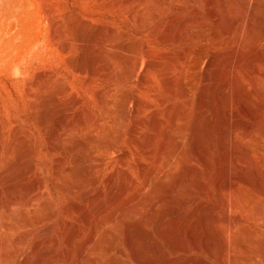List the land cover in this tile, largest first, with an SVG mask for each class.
I'll return each instance as SVG.
<instances>
[{
    "label": "rangeland",
    "instance_id": "1",
    "mask_svg": "<svg viewBox=\"0 0 264 264\" xmlns=\"http://www.w3.org/2000/svg\"><path fill=\"white\" fill-rule=\"evenodd\" d=\"M206 1L188 0L184 4H180L179 0H170L169 4L160 9L161 11L156 12H152V9L159 5L160 0L0 1V3L2 2L0 4V58L13 54L7 64L8 70L0 75V173L8 169L15 170L17 174L15 184L20 192L17 197L21 207H25L31 198L35 199L36 205L39 206L44 199L52 201V216H48V213L45 216L39 215L40 218L37 217L38 220H32L29 225L25 222L18 223L17 229L11 235L12 237L10 236L2 244L3 246L1 245L7 249L0 247L1 249L8 250L9 247V249L14 250L15 247V250L21 249L29 252L31 257L29 264H35L37 254L32 251V245L36 236L46 226L49 228L52 226L51 233L45 241V248L50 253L47 258L63 255V259L57 257V263L63 264L65 261V264H77V244L84 240L91 230L90 222L82 216L83 212L77 208H71L56 192L57 160H67V152L64 146L61 145L63 144V138L59 135L55 136L54 141L57 146L60 144V147H56L52 151L49 140H46L48 138L44 133V129L50 130V132L55 131L53 126L56 124L55 122L60 120L65 130L75 132L73 137L85 138L91 126L98 124L101 131L99 139L104 140L111 126L119 134L121 133L119 138L121 148H128L130 145L129 131L137 123L141 125H139V138L142 142L146 140L147 135H152L154 140L150 148L143 149L136 146L134 149H130V156L123 164L116 158V154L98 153L100 156H106L107 158L105 157L106 166L97 168L94 173V179L96 180L95 192L100 190L103 204L110 208L112 206L111 201H113L111 195L115 193V189L118 194H121L117 204L126 202L134 190L143 184L146 172L155 166V159L158 155L157 147L163 140L162 131L170 125L171 115L174 112L186 108L194 119L200 117L201 112L207 109L199 107L197 94L204 86L211 84L212 89L209 91V95H217L219 88L227 79V76L224 75L228 73L229 63L232 59L235 58L240 62L241 68H243L238 73L241 78L244 77L243 71L246 69L252 71L250 65L252 56H259L264 59V0H259L255 17L259 36H246L243 44H238L237 41L246 19L241 5L231 0H228V4H224L222 0H214L215 3L212 8L216 13L212 14L211 8L205 4ZM137 9L148 12V16L145 13L147 17L144 22L140 23ZM193 26H198L199 29L187 33L188 27ZM208 26L218 29L219 35L217 38L212 37L211 32L207 29ZM65 44H70L69 46L66 45L69 49L68 52L60 49ZM103 44H110L115 51H121L119 48L121 44L126 45L130 51L122 53L126 61L128 59L132 60L136 55L150 56L155 68L152 67L154 69L147 73L146 84L142 85L141 81L142 74L145 73L146 59L144 61L145 66L143 65L138 76L124 81L118 77L119 73L124 72V66H119L109 56L100 60L99 56ZM200 49H204L210 58L216 60L217 65L222 66L225 74L222 77H217L215 74L210 82L202 78L188 96L182 97L178 93L182 75L181 67L185 65V62L190 61L196 51ZM184 57L185 59H183ZM70 62L74 63V67H76L69 66ZM16 66L22 67V72L16 73L13 71ZM259 67L262 79L260 80L261 89L257 92L256 101L253 104L256 115L240 111L242 103L247 99L244 97L245 93L240 88L239 83H234L230 87L229 96L231 97L229 98L228 107L234 114L230 118L225 114H220L221 111H219L218 118L216 117L219 120H216L214 140L211 143L212 169L209 174H206L204 166L194 155L192 135H187L185 139L186 157L191 161L192 166L200 171L204 187L199 189L189 183L188 167L184 164L171 170V181L163 183L159 191V195L168 196L169 193L174 192L172 188L175 183L184 178L188 181L189 190L188 193L179 191L178 195L180 197L187 196L193 201L194 207L202 206L204 209H212L219 216L226 215L222 220V224L227 229L228 235L231 236L234 234L231 232H237L236 236L239 238H236L237 240L245 241V243H248L247 245L257 248L256 250L260 253L259 261H257V259L251 258L244 249L233 244V241L231 242L233 245L230 244L231 248L228 247V250L231 254L237 256L238 264H264V244L259 241L261 239L245 232L243 234L247 235H243L242 230H240L242 226H249L256 227L257 230L264 232V168L263 172L257 177L253 170L252 173L239 170L235 172L238 178L243 180H241L243 188L248 189V192L253 191V196L251 194L253 198L257 197L251 199L257 205L259 204V209L262 212L261 218L255 217L252 205L248 214L246 209L234 207V204H230L228 211L224 210L221 202L226 193L225 180H218V175L224 163L228 162L229 153L222 152L219 144L223 136L224 124L231 119L237 127L239 126L238 129L246 128L248 133L257 135L256 139H258L260 146L264 147V60L262 63L260 62ZM24 71L25 74H23ZM39 76L43 77L42 82L45 80L44 83H46L47 81V87L40 88L38 86L35 88L36 94L38 97L40 96L36 99L37 104H40V106L33 108L24 92L25 86L21 82L29 81L32 83ZM249 84L251 83L249 82ZM250 86L252 87L253 84ZM112 92L136 96L139 105L138 110H136L138 112H134L133 116L130 114V117L128 116L124 122L122 121L123 123L116 121L114 112L112 110L111 112L104 104V97L102 96L111 95ZM76 99L79 100V104H73ZM190 101H194L191 103L192 106L191 104L188 105ZM128 102L126 103L128 107V109L126 107V110L129 112L135 111V105ZM68 105L72 106L69 107ZM79 113L83 114V124H85L83 130L79 129ZM36 114L38 117L42 115L43 118L45 117L44 128L40 126ZM154 119L158 120L157 123ZM192 124L191 127H193ZM151 125H153V128ZM68 127L70 128L68 129ZM19 133L22 137L18 136ZM238 137L242 142L245 140L242 132H239ZM259 160H264V155L257 156V161ZM246 162H249L248 165L251 164V169H254L256 162L251 160ZM140 164L145 167L140 168ZM242 177L248 180V185L244 183L245 178ZM110 178L114 179L113 187L109 183ZM34 182L35 186H32ZM121 183L123 184L122 188L120 187ZM25 186H29V189L26 188L25 190ZM76 188L73 193L74 195L77 193L75 196L80 197L81 190ZM89 189L90 184L86 187V190ZM112 189H114V192ZM8 197L7 190H0V203L6 201ZM97 204V200L88 201V210H94ZM68 209L69 211H66ZM141 213H144L143 209L135 216V219L141 220L145 228L150 231L151 227L149 223L141 219ZM95 216L98 217V213ZM119 222L121 225L119 231L113 230L108 225L107 229L117 236V244L122 250L123 259L129 264H135L132 259V251L126 243L127 223L125 224V220ZM69 230L70 232L77 231V235L79 234L77 236V246L75 245L74 248L67 243V235L72 233ZM24 232H27L24 243L21 245L14 244L13 246L15 237ZM153 237L159 243L153 239L152 242L162 247L160 248L163 253L159 254L161 258H158L160 257L158 255L157 258L163 263L164 260L168 259L175 264H227L226 260L222 263L218 255L208 252L205 246V231L202 227L198 228L196 239L194 238L193 241L188 239L187 235L185 236V248L182 251L171 249L164 240L156 235H153ZM212 238L215 243L217 242V249L220 250L218 240L215 237ZM110 239V234H106L102 239V244L104 246L109 244ZM252 242L254 243L252 244ZM99 251L100 255L105 256L106 259L112 256L111 253L105 252L103 248H100ZM151 256V253L147 254L148 258ZM10 263L22 264L13 258Z\"/></svg>",
    "mask_w": 264,
    "mask_h": 264
},
{
    "label": "bare ground",
    "instance_id": "2",
    "mask_svg": "<svg viewBox=\"0 0 264 264\" xmlns=\"http://www.w3.org/2000/svg\"><path fill=\"white\" fill-rule=\"evenodd\" d=\"M0 1L4 2L5 0H0ZM186 1L188 0H179L180 4L182 3L184 4ZM222 1L224 2V4H228V0H222ZM231 1L232 2L235 1L241 5V9L245 13V17H246L245 23L242 28L243 30L237 38L238 44H243L245 42L246 36H251V35L255 37L259 36L258 27L255 22L256 13L258 11L257 9L259 6V0H231ZM169 2L170 0H160L159 5L157 7H153L152 12H156L160 10L161 8L169 4ZM214 3H215L214 0H207L205 3L211 8L210 10L212 14L216 13L215 10L212 8ZM145 13L146 12L140 9L138 10L137 16L138 19L140 20V23L146 20V17L148 16L147 14L148 12L146 13L147 16ZM137 16L135 17L137 18ZM188 28L189 29H187V33L199 29L198 26L197 27L193 26L191 28L190 27ZM207 29H209L214 39L217 38V36L219 35L218 29L211 26H208ZM66 45L68 44H65V46H63V48L60 49H63L64 51L69 50L68 46L70 44L68 46ZM102 47L103 48L101 49L102 51L99 56L100 60L101 58L103 59L109 56L110 59L117 62L119 66L120 65L124 66V72L118 74V77L124 81H126L127 79H132V78L134 79V77L138 76V74L142 70L143 65L145 64L144 61L146 59V67H144L145 73L142 74L143 77L141 80L142 85L146 84L147 73L155 68L154 67L155 64H153V61L151 60L150 56H146L144 53L143 54L146 57L142 56L141 53H140L141 55L139 56L135 54L136 55L135 58H133L132 60L128 59L129 61L128 60L126 61L124 59L125 57H123L122 55L123 52H130L126 45L123 44L120 45L119 48L121 51L113 50L114 48L110 44H103ZM12 55L13 54H10L6 56H2L0 58V75H2L4 72L8 70L7 64L9 60H11ZM126 59H127V55H126ZM183 59H185V57ZM263 60L264 59L262 57L252 56L250 61L252 71L250 72L246 68H244L246 70L243 71L244 77L242 78L238 75V73L240 69L243 70V68H241L240 62H238L235 58L232 59V61L229 63L228 73L224 75L225 73L223 72L222 66L219 64L217 65V61L210 58L204 49L197 50L194 57L191 58L190 61L185 62V65L181 67L182 75L178 89V93L182 97L188 96V94L192 90H194L195 86L202 78H204L207 82H210L212 81V78H214L216 74L217 77L218 76L222 77L223 75L225 77L227 76V79L225 83L219 88V91L215 96L209 95V91L212 89L211 84L204 86L201 89V91L197 94V96L196 94L194 95V97L196 96V98L198 99L197 101L200 103L199 107H201V109L203 108L207 109L201 112L200 117L194 119L193 117H191L190 113L188 112V109L186 108L182 109V111H176L171 115L170 125L162 131L163 140L161 144L157 147L158 155L155 159V166L146 172L143 184L134 190L131 197L128 198L129 200H127L122 204L119 203L120 205L117 203L118 200L120 199L121 194H118L116 189H115V193H113L114 189H112L113 194L111 195V197H113L112 198L113 201H111L112 199L110 200L112 202V206L111 207L109 206L110 208H107L106 205L103 204L102 193L100 192V190L99 192H95L96 180L94 179V175H95L94 173L97 168L106 166V158H107L106 156H105L106 158L100 156L98 153L102 152L104 154H116V158L119 160L120 163L123 164L128 160L130 156V149H134L136 146H140L143 149L150 148L154 140L152 138V135L151 136L147 135L145 138L146 140L142 142L139 138L140 123L139 124L137 123V125L134 126V128L129 131L130 145L128 146V148H121L119 143V138L121 137L120 136L121 133L119 134L118 131L116 129L114 130L113 129L114 127L111 126L109 127L107 131V137L104 140L99 139L100 136L99 133L101 131L98 124H94L93 126H91V129L89 130L85 138L73 137L75 135L74 134L75 132L72 133V131L68 130L69 131L68 132L67 130H65L60 120L55 122L56 124L54 123L55 125L53 127H55V131L50 132V130L44 129V133L48 138L46 140H49L52 146V147L50 146V149L53 151L56 147H60V144L59 146H57V144L54 141L55 136L59 135L60 137L63 138V144L61 145L64 146V149H66L67 152V154L65 153L67 155V160H62V161H60L61 159L57 160L58 163L56 165V173H57L56 177L58 179L55 181L56 192L58 196L64 201H66L71 208H77L78 210L82 211L83 218L88 220L91 225V230L87 234L86 238L82 241L80 240L81 242H78V244H77V236L79 234L77 235V231H73V232L71 231L72 232L71 233L69 230L71 234L67 235L68 236L67 243L69 246H73L74 248L76 244L78 245V246L76 245L78 247L77 264H129L122 257V250L120 246H118L117 244V236L113 232L112 234L107 229L109 226L113 230L119 231L121 228L119 221L122 220H125L126 221L125 224L127 223L126 225L128 226L126 227L127 229L125 233L126 243H127V247H129L132 251V259L135 264H175L174 262L168 259L166 261L164 260V263L158 260V258H161L159 254H162L163 252L161 251L162 250L161 246H159L157 243L152 242V239L155 240L153 235H156L161 240H164L165 243L171 249L173 250L178 249L182 251L183 248H185L184 247V244L186 242V241L184 242L185 236L187 235L188 239L193 241L194 238L196 237L197 230L200 227H202L203 230L205 231L206 249L210 254L218 255L222 263L225 260L227 264L239 263V262L237 263L238 260L237 256L231 254L228 250V247H230V244H232L231 242L233 241H234L233 244L237 245L238 247L248 252L251 258L257 259V261H259L258 258L260 256L259 255L260 253H258V251L256 250L257 248L247 245L248 243H245V241L243 242V240L240 241L241 239L237 240L239 239L237 238L238 236H236L238 234L237 232L236 233L231 232L234 234L231 236L230 234L228 235L227 229H225L222 224L223 223L222 220L224 217H226V215L219 216L217 215L218 213L216 214L212 209H208V208L204 209L202 206L194 207L193 201L190 200L187 196L180 197L178 195L179 191L187 192L189 190L188 181H186L184 178L179 179L175 183V185L172 188L174 192L169 193L168 196L159 195V191L162 188L163 183L167 181H171L170 179L172 178L171 170L173 168H176L184 164L188 167L187 174H188L189 183L195 185L199 189L200 188L202 189L204 187V183L200 171L194 166H192L191 161H189L186 157V150L184 146L185 139L187 135L189 134L192 135V147L194 150V155L199 159V161L204 166L206 174H209V171L212 169L211 143H213L214 140L213 139L215 134L214 131L216 128V120H217L216 117L218 116L219 111H221L220 114L221 113L225 114L230 118L231 115L234 114L228 107V104L230 102L229 98L231 97L229 96L230 87L234 83H239L240 88L245 93L244 97L247 99V101L242 103L240 111H243V113L256 115V110L253 104L256 101L257 92L261 89L260 80L262 79V73L259 66H260V62L262 63ZM69 66L73 68L76 67V66L74 67V63L71 62ZM21 68L22 67L16 66L14 67L15 70L13 71H15L16 73H20L22 72ZM91 70H93V68H91ZM25 73L26 72L24 71L23 74ZM42 78L43 77L39 76L36 80L34 79L35 81L32 83L29 81L21 82L25 86L24 92L26 93L28 99L30 100L33 108H37V106H40V104L39 105L37 104V100H36L37 98H40V96L38 97V95L36 94L35 88H37L38 86L40 88L47 87L46 86L47 81L46 83H44L45 80L42 82L43 80ZM249 82L253 84L252 87L250 86L251 84H249ZM118 93L119 92H116V94L113 93L111 95L108 96L105 95L102 97H104L103 100L105 102L103 103L107 105V108L110 109V111L112 110L114 112L113 113L114 119L118 122L123 123L126 120V118H128V116L130 117V114H132L133 116L134 112L135 113L138 112L136 110H138L139 105L136 101L135 95L129 94L130 96H127L128 94L126 95L122 93L121 95V92L120 94ZM100 100L102 99L100 98ZM74 102L75 103L73 104H79V100L77 99ZM127 102L135 105L134 108L135 111L129 112L128 110H126ZM192 102L190 101L188 105H190ZM67 108L68 107L66 105V109ZM35 116H37V118L39 119L40 126L44 128L45 117L43 118L42 115L39 116L40 117L39 118L37 114ZM79 119H80L79 129H82L85 127V124H83L82 113H79ZM154 120H156L155 123H157L158 120L157 119ZM191 124L193 127L190 126ZM153 125H151L152 128ZM69 128L70 127H68V129ZM238 128L239 126L237 127L235 123L232 122L231 119H229L224 124L223 136L219 144L220 150L222 152L229 153V155L226 154L229 156V160L226 164L224 163L218 175L219 178L218 180L220 179L225 180L224 188L226 189L225 191L226 193L224 194V198L222 199L221 203H223L224 210L228 211V207L230 206V204H234V207L246 209L247 214L251 210V205H252L253 214L255 215L256 218H259L262 212L259 209L258 206L259 204L257 205L256 202L254 203L251 199L253 198L252 197L253 191L248 192V189L243 188L241 184L242 179L240 180L235 172L236 170H239L242 172L250 171V173H252L251 171L253 170L255 175L257 174L256 177L259 176L261 172H263L264 160L257 161V156L264 155V147L260 146L258 139H256L257 135L253 133H248L247 132L248 130L246 128H245L246 130L242 128L241 129ZM239 132H242V134L245 136L244 138L245 140L243 142L238 137ZM18 136L22 137L20 133L18 134ZM226 155L224 156L226 157ZM247 160L256 162L254 169H251L250 166L251 164L248 165L249 162L247 163L246 162ZM139 166L140 168H142L144 165L140 164ZM16 178H17V174L13 169H8L0 173V190H4V189L7 190L9 195L6 201L0 203V247H2L3 246L2 244L6 242V240L10 238V236L15 232L18 223L25 222L26 224L29 225L32 222V220L37 219L39 215L45 216L48 213V216H52L51 214L52 201H50L49 199H44L41 205L39 206L36 205L35 203L36 200L35 199L33 200L31 198L30 200H28L25 207H21L20 205L21 203L19 204V198L17 197L20 195V192H19V188L15 184ZM109 181H110L109 183L112 184L111 187H113L114 179L110 178ZM244 181H245L244 183H247L248 185L249 182L246 178L244 179ZM89 184H90V189L86 190V187ZM32 186H35V182L32 184ZM28 187L25 186L24 189L26 190L27 188L28 190L29 189ZM76 187L81 190L80 197L78 196L76 197L75 195L77 193L75 195L73 193ZM120 187L121 188L123 187L122 183L120 184ZM91 200L98 201V204L94 207V210L93 209L88 210L87 207V202ZM142 209L144 210V213H141L142 215L141 219L144 222L149 223L151 227L150 231L145 228V226L141 223L142 222L141 220L135 219V216L139 214L142 211ZM66 211H69V209ZM97 213H98V217H96L97 215L95 216V214ZM51 227L49 228L48 226H46V228H43L36 236V239L32 245V251L37 254L36 255L37 259L35 260V264H59L57 263V259L63 257V255H59V256L57 255L58 258L56 256H53L50 259L47 258L50 253L49 250L45 248L46 247L45 241L49 237L48 235H50L51 233ZM240 230H242V234L243 232H245L249 235H252L253 237L260 238L261 240L259 241H261V243L264 244L263 231H259V229L257 230L256 227H249V226H242V229ZM106 234L107 235L110 234L111 239L109 244L104 246L102 244V239ZM247 234H243V235H247ZM212 237H215L218 240L219 242L218 247L220 250L217 249L216 246L217 242L215 243ZM26 238H27V232L21 234L19 233L13 241L14 242L13 246L14 244L15 245L23 244ZM190 240L188 241L190 242ZM253 243L254 242H252V244ZM2 248L7 249L6 247H2ZM100 248H103L107 253L108 252L111 253L112 256L109 259H106L105 256H101L99 253ZM51 253L53 254V252ZM148 253L152 254L150 258L147 257ZM157 255L160 257H158ZM12 258L17 259L18 262L22 264H29L31 262V257L29 252L22 251L21 249L15 250V247L14 250L9 249V247L8 250H3L0 248V264H11L10 260ZM64 262L63 264H65Z\"/></svg>",
    "mask_w": 264,
    "mask_h": 264
}]
</instances>
